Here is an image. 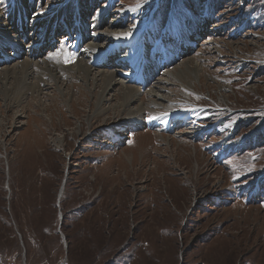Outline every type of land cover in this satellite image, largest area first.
<instances>
[{
    "label": "rangeland",
    "instance_id": "rangeland-1",
    "mask_svg": "<svg viewBox=\"0 0 264 264\" xmlns=\"http://www.w3.org/2000/svg\"><path fill=\"white\" fill-rule=\"evenodd\" d=\"M169 1L160 2L161 15ZM207 1L188 0L191 12L182 7L183 17L159 16L153 31L149 0H0V30L9 24L0 42L12 57L1 61L0 49V80L6 67L21 71L37 19L44 24L35 29L47 34L33 61L52 60L50 70L56 66L59 74V84L42 78V104L26 96L27 113L8 107L3 95L20 82L0 81V264H264V186H253L264 178V144L254 136L258 129L264 136V0H213V13ZM51 8L57 9L44 16ZM114 18L126 27L121 31L146 25L148 49L166 65L125 104L118 67L92 66L96 86L66 73L93 58L87 44L68 62L49 53L68 32L91 41ZM7 36L20 41L19 57ZM167 50L172 65L165 64ZM35 63L28 84L45 76ZM110 73L119 74L118 84L108 88V110L95 121ZM153 89L166 98L165 108L186 111L181 125L176 114L161 126L166 131L144 121L158 126L155 113L165 110L151 105ZM212 125L221 132L208 134Z\"/></svg>",
    "mask_w": 264,
    "mask_h": 264
},
{
    "label": "bare ground",
    "instance_id": "bare-ground-1",
    "mask_svg": "<svg viewBox=\"0 0 264 264\" xmlns=\"http://www.w3.org/2000/svg\"><path fill=\"white\" fill-rule=\"evenodd\" d=\"M19 2V1H18ZM55 7V6H54ZM57 8H51L50 10H46L47 11V13L46 14H44V16L46 15L47 17L48 16H50V14L51 13H53L55 10H56ZM120 9V8H119ZM42 10V9H41ZM36 14V13H35ZM39 14V13H38ZM121 14V13H120ZM42 15V14H41ZM4 15H3V13H0V18L1 17H3ZM36 16V15H35ZM39 16V15H38ZM38 16H36V18L38 17ZM58 15H55V13L52 15V19H51V21H53L54 19H55V17H57ZM65 16H68V15H64V19H65ZM117 16V15H116ZM41 17V16H40ZM63 17V16H62ZM124 17V16H123ZM50 18V17H49ZM22 19V18H21ZM35 20V19H34ZM38 20H40V19H37L35 22H36V26L37 27H35V28H39V26H40V28L42 27L41 25L42 24H44V23H42V21H40V22H37ZM33 21V20H32ZM112 21H113V23H111V24H109L108 25V29L103 33V32H101L102 34H95L96 35V39H97V37H98V39L100 38V39H102L101 41H102V43L101 44H99V43H97L96 45L94 44V40L95 39H93L92 38V40L91 41H88L87 42V46H88V49L89 50H91L92 51V54H93V58L91 59V60H89V62L91 63V62H93L95 59H97L99 56H101V55H103V54H105L106 53V50L108 49V47L111 45V49H112V51H116L117 49H120V50H123V49H126V46L125 45H123V43H121L124 39H126L127 38V36L129 37L134 31H140V32H143V26L142 25H137V26H134V27H131L129 30H128V28L126 29V30H123V31H121L122 29H125L126 27L124 26H121V24H115V18L114 19H112ZM120 21V20H119ZM62 22H65L64 20H62ZM23 23H25L24 21L22 22V24ZM123 23V22H122ZM19 24V23H18ZM139 24V23H138ZM5 26V27H4ZM44 26V25H43ZM6 27H7V29L9 28V24L8 23H5L4 25H1V30H6ZM27 28V27H26ZM33 29V31H35V35L32 37L31 36V38H30V44H29V46H26V48L28 49V52H27V58H26V60L24 61V62H22V65H21V71H17V68L16 67H14V68H9V67H6L3 71H4V73H3V75H2V78H1V80H4V82L6 81L7 82V80L8 79H11V78H14L15 77V79L16 80H14L15 82L16 81H19L20 82V84H19V86H18V89L16 88H13V90H11V89H7V87H4L5 88V90L3 91V95H4V99H5V102L7 103V106L8 107H13L12 105L14 104V106H17V107H19V109H21L22 108V110L21 111H18V113L20 112H23V113H27L31 108H32V104H30V103H28L27 104V106H22L23 105V103H24V100H25V98H26V96L28 95V94H32L33 95V98H35L34 96H36V100H35V102L37 101V104H39V103H43L42 102V100H41V102L38 100L42 95H45V97L47 96L45 93L44 94H42V91H43V89H41V85L44 83L43 82V77H49L50 78V82H56V83H58L57 81V79H59V77H57V75H59L58 73L57 74H55L54 72L55 71H57L56 70V68H58V67H56V66H53L52 68H54V70H50V67H51V63H47V62H52V60H50V61H47V62H45L42 66L38 63H35L34 61H33V58L35 57V56H37V54L40 52V50L41 49H39L38 50V47H37V45L39 44V43H45V36H46V34H45V36H44V32L43 33H38L39 31L38 30H36V29ZM32 29V28H31ZM43 29H44V27H43ZM192 29V28H191ZM0 30V31H1ZM42 30V29H41ZM128 30V31H127ZM44 31H45V29H44ZM5 34V33H4ZM6 36V35H5ZM4 36V37H5ZM8 37V36H7ZM42 37V38H41ZM64 37H66V36H64ZM1 38V37H0ZM9 38V37H8ZM9 40H11V41H14L15 43H17L18 44V46L16 45H12V50L14 51V54L16 55V57H19L20 56V54L22 53V51H23V48H22V45H21V47L19 46L21 43H20V41L19 40H17V38H16V36H14L13 38H9ZM120 41L119 43H115V44H113L114 42H116V41ZM96 43V42H95ZM6 45H8V43L6 42V40H4L3 42H0V49H3V53H2V59H1V61H3V62H5V61H9L12 57L11 56H7L6 55V53L4 52V50H6V48H5V46ZM86 46V47H87ZM95 46H97V47H95ZM10 47V46H9ZM41 48V47H40ZM83 48V47H82ZM84 52V51H83ZM96 52H98V54H96ZM102 52V54H100ZM111 53V51H108L106 54H105V56L104 57H107L109 54ZM130 53V52H129ZM13 54V53H12ZM57 56V55H56ZM85 56V55H84ZM120 56H122V55H120ZM82 58H84V57H82ZM9 59V60H8ZM86 60V59H85ZM112 60V58L110 59V61ZM122 60V58H120V60H118V61H121ZM88 61H86V62H84L85 63V65L84 64H79V65H77V66H75L74 67V69L73 70H71L70 68L68 69L67 68V70H65L66 71V73H68L69 75L68 76H72L73 77V75H76V76H79V75H84V78L82 77V80L83 81H86V82H92V86H96L97 84H98V82H99V80H98V78L100 77H96V76H93V74H92V66H88V63H89ZM139 63L138 62V60H133V61H130V63L133 65V64H137V63ZM35 63V65L42 71L41 72V74L42 75H45V76H42V77H40V79L36 82V83H33V84H28L27 83V78L28 77H30V76H32V75H34V72L32 73V72H30L31 71V69H32V64H34ZM55 63V62H54ZM83 63V62H82ZM97 64H99V62L97 63ZM115 64V63H114ZM53 65V64H52ZM57 65V64H56ZM91 65V64H90ZM19 66V65H18ZM148 68H150V66H149V63L147 62V61H145L144 63H143V65H142V70H141V73H142V79H140V85H141V87H136V86H133V85H131V84H129V79H130V77L128 78V80H126V76H127V72L125 71V72H120V71H122V69H120V67H118L117 69H116V71L118 72V73H120L121 75H123V81L122 82H119L121 85H122V90H121V94H120V100H122L123 101V104H125L126 103V101L127 100H131V102H133V101H136V99H137V96L139 95V94H141L142 93V89H144L146 86H147V84H149L148 83V79H147V77H148ZM65 69V68H64ZM64 71V70H63ZM61 72V71H60ZM38 73V72H37ZM190 73V72H189ZM192 73V72H191ZM61 74V73H60ZM79 74V75H78ZM19 75V76H18ZM118 75L119 74H116V73H110L109 75H105V77L103 78V82L104 83H108V85H107V88H105L104 90H103V92L101 93V95H100V98H99V101H98V104H97V107H98V109H97V113L95 114V116L93 117L94 119H95V121H97V120H99L101 117H102V115L108 110V109H106L105 108V103L106 102H109V101H111V99L110 98H108V95L109 94H106L107 93V91H108V88H111L112 86H114V85H117L118 84V82H117V80H116V77H118ZM170 76V75H172L173 76V73H170V71H168L167 73H166V76ZM12 76H14V77H12ZM32 78V77H31ZM78 79H80V78H78ZM0 80V81H1ZM13 80V79H12ZM164 81V80H163ZM166 81V80H165ZM29 82V81H28ZM18 83H16V85H17ZM59 84V83H58ZM159 84V83H158ZM161 84H162V82H161ZM167 85V84H166ZM169 85V84H168ZM5 86V85H4ZM45 86H46V84H45ZM144 86V87H143ZM15 87V86H14ZM159 87V86H158ZM157 87V88H158ZM3 88V89H4ZM25 88H27V90L25 91ZM154 88H156V86L154 87ZM158 89H160V91L162 90V89H165L166 90V88H161V87H159ZM2 90V89H1ZM57 92L59 91H61L60 89L59 90H56ZM85 91V90H84ZM89 91V90H88ZM159 91V92H160ZM156 92H158V90L156 91ZM156 92L154 91V89H153V91H150V93H148V97H150L151 98V105H154V106H156V107H158L159 109H165L163 112H159V111H157L155 114H157L156 115V117L157 116H159V115H164V114H166V113H168V116H170V115H173V114H175L176 113V111L178 110V109H173V108H170V109H168V108H165L163 105L165 104V99L166 98H164L163 96H159V95H156ZM2 93V92H1ZM12 94V95H11ZM11 95V96H10ZM62 95V94H61ZM52 97V96H51ZM29 99V98H28ZM57 99L58 98H55L54 100L55 101H53L55 104H57L58 102H57ZM35 104V103H34ZM145 104V103H144ZM42 106V105H41ZM47 107V106H46ZM46 107H45V109H46ZM123 107V105H121V108ZM150 107V106H149ZM38 108V107H37ZM57 108V107H56ZM126 108V107H125ZM14 109V108H13ZM12 109V110H13ZM71 109H73V106H71ZM124 109V108H123ZM38 111L36 112V114H39V112H40V110L39 109H37ZM128 109H124V111H127ZM140 110H142V111H144V108H140ZM140 110L137 112V118H139L140 119V117H141V113H140ZM42 111V110H41ZM114 111V110H113ZM43 112V111H42ZM93 112V111H92ZM91 112V113H92ZM121 112V111H120ZM179 112V111H178ZM95 113V112H94ZM170 113V114H169ZM144 114V113H143ZM15 115V114H14ZM177 115V114H176ZM17 116V115H16ZM15 116V117H16ZM47 116H48V114H47ZM119 116V115H118ZM14 117V118H15ZM40 117V116H39ZM130 117H132V116H130ZM134 117H136V116H134ZM32 119V118H31ZM37 122L39 121V120H43L44 118H43V116L42 117H40V118H34ZM139 119H134V118H132V120H131V122H133V123H136V122H138L139 121ZM33 120V119H32ZM145 120V119H144ZM52 121H54V118H52ZM47 122V121H46ZM29 124V123H28ZM50 124V123H49ZM191 124V123H190ZM169 125V124H168ZM41 126V125H40ZM44 126L45 127H50V128H52V130H54V129H56L57 128V126H56V124L55 123H53L51 126L50 125H48V124H46L45 122H44ZM191 127V126H190ZM165 128V127H164ZM91 129V128H90ZM189 130H191V129H189ZM202 131V130H201ZM200 132V131H199ZM186 133V132H185ZM187 133H189V132H187ZM195 132L194 131H190V134H194ZM178 134H180V133H178ZM196 134V133H195ZM29 136V135H28ZM195 136V135H194ZM199 136V135H198ZM198 136H196V137H198ZM28 140V139H27ZM59 143V142H58ZM21 145V144H20ZM187 146V145H186ZM19 156V155H18ZM23 156H25V155H23ZM9 158H11V157H9ZM8 157L6 158V159H8V161H10L11 159H9ZM23 159H24V157H23ZM10 163V162H9ZM199 166V165H198ZM199 168H200V166H199ZM31 184V183H30ZM172 185V184H171ZM31 186V185H30ZM13 193V192H12ZM111 198V197H110ZM106 200V199H105ZM28 201V200H27ZM30 203V202H29ZM110 203H111V201H110ZM103 205V204H102ZM105 205V204H104ZM100 206V205H99ZM107 208V207H106ZM98 210V209H97ZM105 211H106V209H105ZM96 218V217H95ZM105 219H107V218H105ZM89 224V223H88Z\"/></svg>",
    "mask_w": 264,
    "mask_h": 264
},
{
    "label": "trees",
    "instance_id": "trees-1",
    "mask_svg": "<svg viewBox=\"0 0 264 264\" xmlns=\"http://www.w3.org/2000/svg\"><path fill=\"white\" fill-rule=\"evenodd\" d=\"M259 130L260 129H258L257 132L254 133L255 134L254 136H257L258 137V142L256 144H258V145L261 146V144H264V136H263V134H261V133L258 132Z\"/></svg>",
    "mask_w": 264,
    "mask_h": 264
}]
</instances>
